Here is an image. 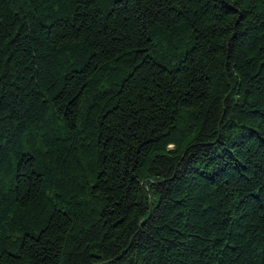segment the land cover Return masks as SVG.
<instances>
[{"label": "trees", "instance_id": "16d2710c", "mask_svg": "<svg viewBox=\"0 0 264 264\" xmlns=\"http://www.w3.org/2000/svg\"><path fill=\"white\" fill-rule=\"evenodd\" d=\"M0 264H264V0H0Z\"/></svg>", "mask_w": 264, "mask_h": 264}]
</instances>
